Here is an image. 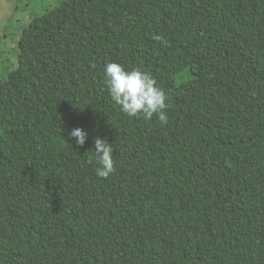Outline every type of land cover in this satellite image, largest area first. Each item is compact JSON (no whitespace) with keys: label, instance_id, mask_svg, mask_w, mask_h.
I'll return each mask as SVG.
<instances>
[{"label":"trees","instance_id":"obj_1","mask_svg":"<svg viewBox=\"0 0 264 264\" xmlns=\"http://www.w3.org/2000/svg\"><path fill=\"white\" fill-rule=\"evenodd\" d=\"M26 22L0 44V264H264V0H60ZM110 61L151 73L166 125L114 104Z\"/></svg>","mask_w":264,"mask_h":264},{"label":"clouds","instance_id":"obj_2","mask_svg":"<svg viewBox=\"0 0 264 264\" xmlns=\"http://www.w3.org/2000/svg\"><path fill=\"white\" fill-rule=\"evenodd\" d=\"M156 41L165 43L164 37L157 34L153 37ZM104 83L115 105L131 117L151 119L154 115L162 125L168 122L166 103L167 94L158 86L151 73L141 71L139 68L126 69L117 62H107L104 66ZM88 132L77 127L72 129L68 136L75 145L83 147L88 139ZM97 167L96 176L106 179L114 172L112 143L106 137L96 136L93 142Z\"/></svg>","mask_w":264,"mask_h":264},{"label":"rangeland","instance_id":"obj_3","mask_svg":"<svg viewBox=\"0 0 264 264\" xmlns=\"http://www.w3.org/2000/svg\"><path fill=\"white\" fill-rule=\"evenodd\" d=\"M59 1L60 0H23L22 2L20 0H0V30L3 28L7 30V27H10L7 31H10L7 39L4 42L2 40L3 37H1L0 44L5 43L6 50L10 52L11 49H14L15 45L18 43L16 38L21 32H19L17 36H15L14 33H11V30L14 29V27L12 25L6 26L10 19L16 17L19 14L23 22L27 21L23 24H28L34 16L41 14L46 9L55 6ZM17 9L19 10L17 11ZM0 55L3 56L1 51Z\"/></svg>","mask_w":264,"mask_h":264}]
</instances>
